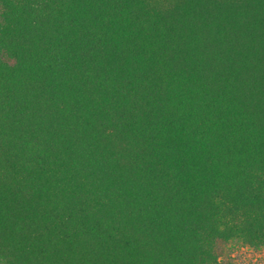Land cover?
Here are the masks:
<instances>
[{
    "label": "trees",
    "instance_id": "obj_1",
    "mask_svg": "<svg viewBox=\"0 0 264 264\" xmlns=\"http://www.w3.org/2000/svg\"><path fill=\"white\" fill-rule=\"evenodd\" d=\"M264 249V0H0V264H216Z\"/></svg>",
    "mask_w": 264,
    "mask_h": 264
},
{
    "label": "rangeland",
    "instance_id": "obj_2",
    "mask_svg": "<svg viewBox=\"0 0 264 264\" xmlns=\"http://www.w3.org/2000/svg\"><path fill=\"white\" fill-rule=\"evenodd\" d=\"M216 264H264V249L237 243L217 244Z\"/></svg>",
    "mask_w": 264,
    "mask_h": 264
}]
</instances>
